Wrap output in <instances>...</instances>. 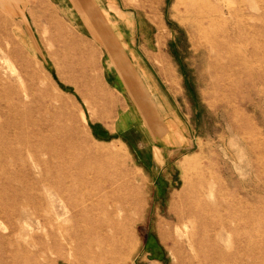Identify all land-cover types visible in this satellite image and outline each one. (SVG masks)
I'll return each instance as SVG.
<instances>
[{
    "label": "rangeland",
    "instance_id": "1",
    "mask_svg": "<svg viewBox=\"0 0 264 264\" xmlns=\"http://www.w3.org/2000/svg\"><path fill=\"white\" fill-rule=\"evenodd\" d=\"M118 5L175 132L51 0H0V264H264V0Z\"/></svg>",
    "mask_w": 264,
    "mask_h": 264
},
{
    "label": "crops",
    "instance_id": "2",
    "mask_svg": "<svg viewBox=\"0 0 264 264\" xmlns=\"http://www.w3.org/2000/svg\"><path fill=\"white\" fill-rule=\"evenodd\" d=\"M119 0H51L52 4L60 11L69 16L72 23L80 28L81 32L92 40L95 45L103 51V75L109 88L119 91L123 89L136 100V105L145 115L146 123L159 122L152 112L146 109L147 104L142 99L158 97L162 100L167 112V119L164 123L168 125L169 132H175L173 122L177 121L175 107L170 96L163 94L159 78L162 79L161 66L165 63L157 56L161 50L152 48V42L147 38L139 40L137 22L133 13L123 15V19L116 21L128 28L125 30V39L121 41L114 37L115 29L113 24L104 15V11L111 12L118 5ZM67 16V17H68ZM112 16V15H111ZM142 26H139L141 31ZM133 35V36H132ZM132 37V38H131ZM155 54V55H152ZM134 57V61L130 60ZM145 57V58H143ZM146 91H149L148 94ZM169 141L173 137L168 136Z\"/></svg>",
    "mask_w": 264,
    "mask_h": 264
},
{
    "label": "bare ground",
    "instance_id": "3",
    "mask_svg": "<svg viewBox=\"0 0 264 264\" xmlns=\"http://www.w3.org/2000/svg\"><path fill=\"white\" fill-rule=\"evenodd\" d=\"M134 222H135V219H131L130 223L133 224ZM164 236H165V238H167L168 237L167 233H165ZM135 244H136V242L134 243V245ZM128 247H129L128 248V253H129L132 247H130V245Z\"/></svg>",
    "mask_w": 264,
    "mask_h": 264
}]
</instances>
